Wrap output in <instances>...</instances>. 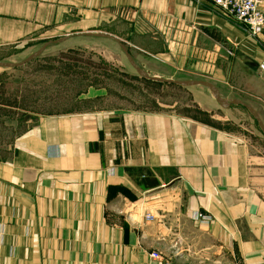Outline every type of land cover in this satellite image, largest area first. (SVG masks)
<instances>
[{"label":"crops","instance_id":"0c3cea01","mask_svg":"<svg viewBox=\"0 0 264 264\" xmlns=\"http://www.w3.org/2000/svg\"><path fill=\"white\" fill-rule=\"evenodd\" d=\"M95 40L264 125V28L207 0H0V54ZM186 87L202 89L187 113L51 114L3 149L0 264H264V140L219 113L245 107Z\"/></svg>","mask_w":264,"mask_h":264},{"label":"rangeland","instance_id":"374dc122","mask_svg":"<svg viewBox=\"0 0 264 264\" xmlns=\"http://www.w3.org/2000/svg\"><path fill=\"white\" fill-rule=\"evenodd\" d=\"M97 42L91 47L53 44L29 61L23 59L28 53L17 56V49L0 54V61L4 63L26 61L17 67H0V153L46 115L95 109L181 113L192 110L193 94L202 89L145 78L117 45ZM169 79L180 81L182 78ZM219 113L235 124L251 125L250 130L264 140L261 128L247 109L233 106L232 110Z\"/></svg>","mask_w":264,"mask_h":264},{"label":"built area","instance_id":"2783aa9c","mask_svg":"<svg viewBox=\"0 0 264 264\" xmlns=\"http://www.w3.org/2000/svg\"><path fill=\"white\" fill-rule=\"evenodd\" d=\"M223 15L234 19L235 21L246 26L253 36L259 35L264 28V11L261 9L263 0H207ZM258 69L264 73V58L259 63ZM148 219H153L151 215ZM195 219L204 224H209L211 218L207 215L197 213ZM151 257L163 260L158 252H153ZM163 264H173L164 260Z\"/></svg>","mask_w":264,"mask_h":264},{"label":"water","instance_id":"95a60500","mask_svg":"<svg viewBox=\"0 0 264 264\" xmlns=\"http://www.w3.org/2000/svg\"><path fill=\"white\" fill-rule=\"evenodd\" d=\"M98 36H104V35H98ZM107 37H109V36H107ZM122 47H123V49H124V51H125V53L127 55V58L129 60V62L137 70V72H139V74L141 76H143L145 78H148V79H152V80H156V81H161V82H165V83H169V84H178V85H182V86H194V85L205 86V87H207L213 93V95L215 96V98L218 100V102L223 107H229V106L234 105V104H237V105H240V106L245 107L254 116V118L256 119L259 127L261 128V130L264 133V125H263L260 117L258 116V114L249 105L245 104L242 101L228 102L227 100H225L224 98L221 97V94H220L219 90L213 84H211L209 82H206V81H200V80H187V81H181L180 80V81H175V80H172V79H166V78L149 76V74H147L145 71L141 70L135 64V62L133 61V59H132V57H131L128 49L124 45H122ZM39 53L36 54L35 56H32V57L28 58L26 61H29L30 59L38 56ZM26 61H24V62H26ZM24 62H22L20 64H23ZM20 64H9V63L0 62V67H2V68H12V67H17Z\"/></svg>","mask_w":264,"mask_h":264}]
</instances>
